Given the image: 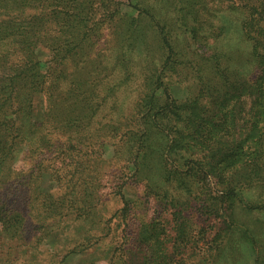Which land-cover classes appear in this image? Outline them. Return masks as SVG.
Returning a JSON list of instances; mask_svg holds the SVG:
<instances>
[{
    "label": "rangeland",
    "instance_id": "obj_1",
    "mask_svg": "<svg viewBox=\"0 0 264 264\" xmlns=\"http://www.w3.org/2000/svg\"><path fill=\"white\" fill-rule=\"evenodd\" d=\"M240 1L0 0L2 54L41 72L21 80L41 85L33 135L80 156L81 195H99L102 220L122 223L68 264H130L133 253L136 264H264L261 191L228 188L232 169L205 177L174 138L211 130L188 102L215 81L210 58L231 49L223 38L239 36ZM61 90L74 91L67 111Z\"/></svg>",
    "mask_w": 264,
    "mask_h": 264
},
{
    "label": "trees",
    "instance_id": "obj_2",
    "mask_svg": "<svg viewBox=\"0 0 264 264\" xmlns=\"http://www.w3.org/2000/svg\"><path fill=\"white\" fill-rule=\"evenodd\" d=\"M3 6L0 10L5 11ZM234 8L241 10L235 12L239 36L234 43L223 38L222 45L231 49L215 60L217 55L210 58L215 81L208 79L203 83L204 93L188 102L211 130L200 135L176 131L174 138L181 147H189L190 162L205 177L220 179L222 172L232 169L226 180L228 188L239 194L245 188L259 190L257 196L262 198L264 0H242ZM2 52L0 74L5 81H0V264H68L78 254H90L93 240H106L110 232H122V223L113 228L109 226L111 219L102 220L98 214L99 195L93 196L90 189H84L85 197L81 195L90 169L80 156L60 148L49 149L33 135L38 125L33 119L32 95L41 85H32L30 90L31 85L21 80L40 77V69L28 68L24 62L12 60L10 53ZM73 92L59 91V97L66 98L59 102L61 111L73 104ZM184 106L186 103L182 104L180 117L187 125L192 124L190 115L184 116ZM28 159L31 169L25 170L23 165ZM151 246H146L148 253ZM132 256L130 264H136L137 253ZM89 264L97 263L93 260Z\"/></svg>",
    "mask_w": 264,
    "mask_h": 264
}]
</instances>
